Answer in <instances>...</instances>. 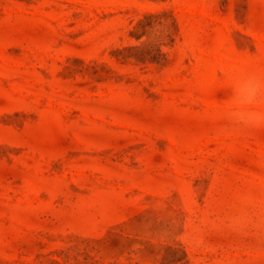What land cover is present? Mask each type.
Instances as JSON below:
<instances>
[{"label":"rangeland","instance_id":"1","mask_svg":"<svg viewBox=\"0 0 264 264\" xmlns=\"http://www.w3.org/2000/svg\"><path fill=\"white\" fill-rule=\"evenodd\" d=\"M264 0H0V264H264Z\"/></svg>","mask_w":264,"mask_h":264},{"label":"clouds","instance_id":"2","mask_svg":"<svg viewBox=\"0 0 264 264\" xmlns=\"http://www.w3.org/2000/svg\"><path fill=\"white\" fill-rule=\"evenodd\" d=\"M222 117L235 129L264 127V72H233Z\"/></svg>","mask_w":264,"mask_h":264}]
</instances>
